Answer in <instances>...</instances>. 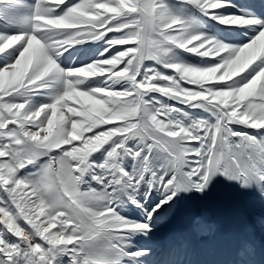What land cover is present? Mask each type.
<instances>
[{
	"label": "snow or ice",
	"instance_id": "6c2138e0",
	"mask_svg": "<svg viewBox=\"0 0 264 264\" xmlns=\"http://www.w3.org/2000/svg\"><path fill=\"white\" fill-rule=\"evenodd\" d=\"M235 7L0 0V264H149L134 237L186 195L224 181L264 201V19ZM200 17L253 34L226 42Z\"/></svg>",
	"mask_w": 264,
	"mask_h": 264
},
{
	"label": "rangeland",
	"instance_id": "374dc122",
	"mask_svg": "<svg viewBox=\"0 0 264 264\" xmlns=\"http://www.w3.org/2000/svg\"><path fill=\"white\" fill-rule=\"evenodd\" d=\"M26 2L30 3L31 0H26ZM232 3L236 5V7L228 10L231 13H234L236 15H242L247 13V14H252L260 19H264V0H232ZM241 9H243L244 12L240 11ZM200 25L203 30L209 32L212 35L217 36V38L219 39H224L225 37H227L228 40L226 42H234L240 40L247 42L249 37L253 34V30L250 28H244V29L225 28L221 25L216 24L215 21L208 20L206 17H200ZM80 47L87 49L88 50L87 54L78 52L76 49H73L72 52L74 53V55L71 56L70 59L65 60L64 58H62V66L65 67L79 66V64L87 60L89 56L93 54L98 55L97 50L101 49L102 44L100 42H93L90 45H83ZM68 56L69 54L65 53V57ZM183 58L191 63H199L201 61H207L211 59V58L195 57L192 54H186V53L183 54ZM88 62H90V60H88ZM189 87H193V86H189ZM117 88H119V86H117ZM161 99L164 98L161 97ZM166 102L176 107H185V106L176 105L175 102L173 101H166ZM186 110L192 114H201L206 116V114L200 113V110H192V109H186ZM248 131L254 132L255 130H248ZM238 191H241L239 193H242L246 197L249 204H251L249 202V198L253 201L255 205L253 203L252 204L254 205L255 209L251 208V210L255 215L260 216L264 214V201H262L256 194L244 192L235 185L229 184L224 181H219L214 183L213 186L203 196H201L200 194H188L184 198H181L176 203L175 207L167 214H165L166 216L164 215L162 217L163 219L162 218L160 219L157 228L150 235V237H143V236L134 237L133 243L135 247L137 248L147 247L151 249V253L149 257L146 258L148 259L149 264H160L159 262L162 261V259L167 256L162 251L161 245H163L164 247L166 238L168 237V233L172 231L173 226L178 223L177 221H179L177 220L178 217L180 216V218L182 219V217L184 216L183 215V213L185 212L184 206L188 200L195 201L198 205L202 207V210L200 211V213L202 212V215L200 214L201 215V216L199 215L200 217L199 216L196 217L198 225H195V229L196 231H199V234L201 236V244L204 247L206 248L210 247L211 242H213L212 239L215 236L216 225L213 224L212 215L213 214L217 215L216 212H220L226 218H228V219H223V218L221 219L223 225L225 227L228 226V228H226L227 230L230 229L233 222L237 225L238 228L243 227L245 230H248L250 227V223L242 212V208L237 198L239 194ZM252 204L251 206H253ZM223 209L224 210L227 209L229 212H232L233 210L234 216H230V214H228L229 212L227 211L226 213L228 215L225 214ZM208 211L213 212V214L210 215ZM121 214L127 216L129 219L142 218L140 210L136 208L135 205H132L130 203L123 205V211L121 212ZM204 217L206 218V220H209V222L211 221L210 222L211 224H208L207 221L205 223L203 221ZM257 218L260 223L263 222L261 217H257ZM181 223L183 222L180 220L179 225H182ZM262 233H264V225H263Z\"/></svg>",
	"mask_w": 264,
	"mask_h": 264
},
{
	"label": "bare ground",
	"instance_id": "6f19581e",
	"mask_svg": "<svg viewBox=\"0 0 264 264\" xmlns=\"http://www.w3.org/2000/svg\"><path fill=\"white\" fill-rule=\"evenodd\" d=\"M237 198L244 216L250 223L247 232L243 227L239 228L241 231L237 232L234 224L227 230L228 226L225 227L223 225L222 218L220 216H213L216 233L212 239V246L204 250L200 244L199 231L195 229L196 217L200 214L202 207L195 201L188 200L184 206V216L182 219L180 216L178 217L177 220L179 221H177V224L175 223L174 230L168 234L164 247L161 245L164 253L169 254V257L164 258L159 263L163 264L165 261L177 260L181 264H233V261L237 259L239 249L232 248V245L238 243L240 244V248L242 245L251 247L253 254L249 259L252 264H264V245L261 246L256 242V239H258V241L261 240L264 243V235L261 232L264 225V216H262L263 222L260 223L257 216L251 210V204L248 203L243 194L239 193ZM180 220L183 222L181 223L182 225H179Z\"/></svg>",
	"mask_w": 264,
	"mask_h": 264
}]
</instances>
